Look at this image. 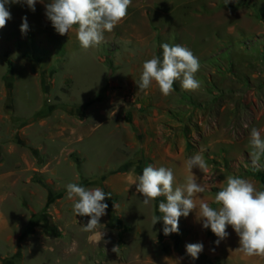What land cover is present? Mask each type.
I'll use <instances>...</instances> for the list:
<instances>
[{
    "label": "rangeland",
    "instance_id": "374dc122",
    "mask_svg": "<svg viewBox=\"0 0 264 264\" xmlns=\"http://www.w3.org/2000/svg\"><path fill=\"white\" fill-rule=\"evenodd\" d=\"M45 5H6L0 29V264H264L236 250L231 226L216 245L195 211L165 236L152 217L166 198L144 205L135 187L149 165L184 184L185 161L200 152L208 167L193 169L206 188L197 206L219 207L229 175L264 190L249 156L251 129L264 137V0H132L88 50L75 28L55 31ZM162 43L198 57L197 90L179 81L168 96L155 82L139 90L142 64L162 56ZM69 183L112 193L96 231L82 230L90 217L74 215ZM190 243L204 245L197 259Z\"/></svg>",
    "mask_w": 264,
    "mask_h": 264
},
{
    "label": "clouds",
    "instance_id": "9594fccd",
    "mask_svg": "<svg viewBox=\"0 0 264 264\" xmlns=\"http://www.w3.org/2000/svg\"><path fill=\"white\" fill-rule=\"evenodd\" d=\"M37 2L38 0H0V29L11 19V12L6 5L24 3L34 12ZM39 2L44 3V0ZM131 5L132 0H50L45 5V14L61 36L68 35L75 28L80 47L88 50L99 46L104 41V33L112 32L127 18ZM28 30L27 17H23L20 31L23 34ZM160 47L162 56H153L142 64L140 80L136 82L139 90H146L155 82L160 92L168 96L174 91L177 81L184 90H197L200 87V81L196 78L200 68L198 57L180 44L162 43ZM249 145L252 169L257 172L264 170V164L261 163L264 157V137L255 127L250 131ZM185 167L189 175L180 186H176L172 169L163 166H146L142 174L136 177V192L143 197L144 205H149L160 197L166 198V202H159L161 216L154 214L152 225L162 219L165 236L178 233L180 217L186 218L195 211L203 228L210 229L218 238L216 245L229 236L227 229L231 226L239 238L237 251L248 257H264V190H258L247 179L229 175L214 196V202L219 207L213 208L205 201H200L197 206L194 197L205 192L206 188L198 183L193 169L206 171L208 165L202 153L197 152L185 161ZM111 195V192L106 193L100 187L86 188L76 183L66 185V196L74 201V215L90 217L87 224L82 226L84 232H94L100 228L101 217L107 214L108 208L104 201ZM103 226L105 229V225ZM100 235L103 237L104 231ZM116 248H113L114 252ZM203 248L202 243H190L186 245V252L197 259Z\"/></svg>",
    "mask_w": 264,
    "mask_h": 264
},
{
    "label": "trees",
    "instance_id": "16d2710c",
    "mask_svg": "<svg viewBox=\"0 0 264 264\" xmlns=\"http://www.w3.org/2000/svg\"><path fill=\"white\" fill-rule=\"evenodd\" d=\"M44 2L47 4L50 2V0H44ZM8 65L9 67H12L13 64L11 61H8ZM250 174L257 180H259L261 183L264 184V170H261V171H251Z\"/></svg>",
    "mask_w": 264,
    "mask_h": 264
},
{
    "label": "crops",
    "instance_id": "0c3cea01",
    "mask_svg": "<svg viewBox=\"0 0 264 264\" xmlns=\"http://www.w3.org/2000/svg\"><path fill=\"white\" fill-rule=\"evenodd\" d=\"M231 238H234L236 241L235 242H238V236L236 235L235 237L233 236V237H231ZM231 241L233 242V240L231 239ZM238 246V245H237ZM238 255H240L239 257L241 258L242 257V254H238ZM244 255V254H243ZM248 264H251V263H253V262H250L249 260H248V262H247Z\"/></svg>",
    "mask_w": 264,
    "mask_h": 264
}]
</instances>
